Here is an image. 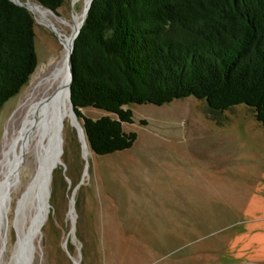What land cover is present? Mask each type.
I'll return each mask as SVG.
<instances>
[{
	"label": "rangeland",
	"instance_id": "1",
	"mask_svg": "<svg viewBox=\"0 0 264 264\" xmlns=\"http://www.w3.org/2000/svg\"><path fill=\"white\" fill-rule=\"evenodd\" d=\"M74 2L65 0L58 15H50L68 36L73 30L61 20L73 24L85 8L84 1ZM31 14L37 71L52 56L62 57L63 46L56 29ZM34 74L0 110V156ZM68 109L60 128L61 163L52 175L50 209L32 264H264V126L247 106L217 114L194 97L161 107L129 105L134 123L123 128L138 139L108 156L92 152L82 121L74 120L70 103ZM82 113L116 118L94 108ZM10 150L0 172V264H12L17 201L38 169L31 150L15 190V179H6L8 162L21 149ZM34 212L31 206L24 230Z\"/></svg>",
	"mask_w": 264,
	"mask_h": 264
},
{
	"label": "trees",
	"instance_id": "2",
	"mask_svg": "<svg viewBox=\"0 0 264 264\" xmlns=\"http://www.w3.org/2000/svg\"><path fill=\"white\" fill-rule=\"evenodd\" d=\"M30 1L57 15L65 2ZM35 39L31 12L0 0V110L36 71ZM72 65V103L98 156L134 146L137 133L123 128L133 104L194 97L217 114L245 105L264 126V0H94Z\"/></svg>",
	"mask_w": 264,
	"mask_h": 264
},
{
	"label": "bare ground",
	"instance_id": "3",
	"mask_svg": "<svg viewBox=\"0 0 264 264\" xmlns=\"http://www.w3.org/2000/svg\"><path fill=\"white\" fill-rule=\"evenodd\" d=\"M18 1L23 3L22 0ZM81 1H84V3L89 2V0H75L76 3H80ZM26 4H28L30 11L35 14L38 20L48 23L56 29L62 39L63 53L60 58H57L56 55L52 56L35 72L28 92H26L27 95L21 101L16 116L8 128V139L2 148L0 156V172H2L6 162L9 161L8 156L12 153L10 149L14 148H20V152L24 153L25 156L32 150L38 167H42L47 162V157H50L51 153H56L52 149L53 143L55 140L57 141V139L62 138L60 128L69 116V48L72 42V35L80 27L83 16L76 14L73 24L61 20L62 23L69 25L73 30L72 35L68 36L65 34L66 32H61L56 27V23L52 22V19H50L51 12L30 0H27ZM11 159L10 163L8 162L10 167L7 174L8 178L6 177V179L13 180L12 169L18 161L19 156L15 158V161H11ZM33 209L35 211L34 206ZM4 212L5 204L0 193V224ZM22 241L21 234L12 264H30V262L32 264V255L22 252Z\"/></svg>",
	"mask_w": 264,
	"mask_h": 264
},
{
	"label": "water",
	"instance_id": "4",
	"mask_svg": "<svg viewBox=\"0 0 264 264\" xmlns=\"http://www.w3.org/2000/svg\"><path fill=\"white\" fill-rule=\"evenodd\" d=\"M14 3L24 6L28 10L29 7L26 4H23L19 2L18 0H11ZM94 0H89V2L85 3V8H84V13H83V19L80 27L77 29V31L72 35V42L70 44L69 48V58H68V65H69V71H70V81H69V103H70V109L73 115V118L75 121H79L78 116L74 110V105L72 103L71 99V85L73 82V65H72V55L75 47V41L77 37L79 36L82 27L84 26L86 19L88 17L91 5ZM48 10V9H46ZM51 13H54L51 10H48ZM55 14V13H54ZM55 31V29L53 28ZM57 33V32H56ZM58 36H60L57 33ZM60 40H62L60 38ZM86 136V135H85ZM54 146H52V149L56 153H51L50 157H47V162L43 164L42 167H38L35 176L27 186L26 190L21 194L20 199L17 201V206L15 210V227L17 229L18 233V238H17V244L19 242V237L22 234V252L24 254L32 255L34 258V253H35V237L36 235L41 232L50 209V187H51V182H52V175L55 170V166L60 162L59 159L62 155L63 152V139L59 138L57 141L55 140L53 143ZM25 162V155L24 153L20 152L19 159L16 162L15 166L12 169V177L14 176L15 179V190H18L19 184H20V173L23 168ZM61 163V162H60ZM13 193V192H12ZM12 193L10 196V204L12 200ZM31 206H34L35 212L34 214L30 217V224L27 230H24V226L27 220V212L30 210ZM10 209V205L8 207V210L6 212V218L8 211ZM24 233L25 236H24ZM16 250V248H15ZM74 264H78V262H74Z\"/></svg>",
	"mask_w": 264,
	"mask_h": 264
}]
</instances>
